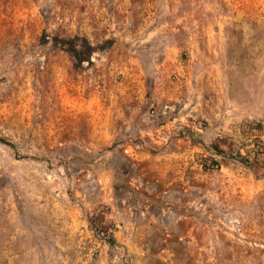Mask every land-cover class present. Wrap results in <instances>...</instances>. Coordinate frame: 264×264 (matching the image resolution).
Returning <instances> with one entry per match:
<instances>
[{
	"label": "rangeland",
	"instance_id": "1",
	"mask_svg": "<svg viewBox=\"0 0 264 264\" xmlns=\"http://www.w3.org/2000/svg\"><path fill=\"white\" fill-rule=\"evenodd\" d=\"M0 139V264H264V0H0Z\"/></svg>",
	"mask_w": 264,
	"mask_h": 264
},
{
	"label": "crops",
	"instance_id": "2",
	"mask_svg": "<svg viewBox=\"0 0 264 264\" xmlns=\"http://www.w3.org/2000/svg\"><path fill=\"white\" fill-rule=\"evenodd\" d=\"M192 90H193V97L189 98V104H188V106L190 107L189 108L190 112H188L185 116H179L175 120L185 121V118H188V117L190 118V116H191V120H192V119H194V117L199 118L201 116L200 114H194V117H192L193 116L192 112L197 110L196 109L197 104L194 101L195 94L197 93L196 95H198V94H201L203 92H209L210 91L209 81L205 77V79L203 80V85L200 87V89L193 88ZM201 118L206 119L207 116L204 114L203 116H201ZM144 120H145L144 116H142V117L141 116H139V117L131 116L129 121H128V124H129V127L131 128L132 131L129 132L128 134L130 136H133L134 134H136L138 132L139 133L138 135H140V137H143L146 135L153 137L156 133L157 137L159 139L158 143H161L160 136L166 135V133H165L166 128H168L170 126V124L173 125V123H171V122H168L167 124H164V125H160L159 121H156L155 124H153L152 126L150 125L151 128H147L146 125H148V124L144 123ZM206 120H208V119H206ZM209 120H208L209 124L212 125L213 120H211V119H209ZM220 120H221V117H220ZM187 121L189 122L188 126H191L193 130H197V127L194 124L195 122H193V123L190 122V119H188ZM223 123L220 121L218 124V127L216 126L217 124H214V127H213L215 130L214 134H217V132H219L218 136H220V137L224 136L225 132H227V122H226L225 118H224ZM179 124L182 127V125L184 123H182V125H181V123H179ZM150 126L148 125V127H150ZM213 128L212 127L208 128V130L212 131ZM165 137L166 136H164V138ZM183 140H185V139L184 138L183 139H177L176 144H174L172 141L171 143H173L174 145L171 144L172 147H171V145H169V147H168V149L171 150L170 158L174 157V158L178 159V162L175 163V166H177V169H179V171L184 169V162L183 161H184L185 157L187 156L188 160H189V158H193L195 155L196 147H197L195 144H193V146L189 144V146L186 148L185 146L181 145ZM164 144L166 145L168 143L166 142ZM125 147H126L125 151L127 154V159H126L127 162H130L132 165H135V166L136 165H146L151 170L156 171L157 165L155 164V161L158 159L157 156H155L154 154H151V152L149 150H146L142 147L139 149H135V147L130 145V144H127ZM187 164H190V161ZM182 179H183L182 177L176 178V180H178V181H180ZM133 184H136V183H133ZM129 229H130V222L125 221L124 225L121 226V231L118 232L117 235L120 238H123V235H124L123 233L125 232V230H129ZM124 240H128V239L125 238Z\"/></svg>",
	"mask_w": 264,
	"mask_h": 264
},
{
	"label": "trees",
	"instance_id": "3",
	"mask_svg": "<svg viewBox=\"0 0 264 264\" xmlns=\"http://www.w3.org/2000/svg\"><path fill=\"white\" fill-rule=\"evenodd\" d=\"M81 46L82 48L85 50H87L86 52V56L82 57L81 53L78 51V46ZM66 45H67V52L72 55L79 64H82L83 62H89L90 61V55H92L95 51L94 47L92 46L91 42L86 38V37H79L76 36L73 39H67L66 40ZM83 54V53H82ZM85 54V53H84ZM189 135H192V137H196V135H198L197 133H189ZM0 142L13 147L12 143H9L8 141H6L5 139H0ZM217 147L213 146V150L216 151V155L217 156H221L222 154H224V151H221L222 149H220L219 147L216 149ZM250 154H252V152H250L248 155H242V154H238L237 157L239 159L242 160L243 163H245L246 165H252V161L250 158ZM253 156L254 158H257V153L253 152ZM208 159H206V161L204 162V168L206 170H215V169H219L221 166V163L217 160V159H210V161H208ZM261 164V163H259Z\"/></svg>",
	"mask_w": 264,
	"mask_h": 264
},
{
	"label": "built area",
	"instance_id": "4",
	"mask_svg": "<svg viewBox=\"0 0 264 264\" xmlns=\"http://www.w3.org/2000/svg\"><path fill=\"white\" fill-rule=\"evenodd\" d=\"M152 114L154 115V112Z\"/></svg>",
	"mask_w": 264,
	"mask_h": 264
}]
</instances>
